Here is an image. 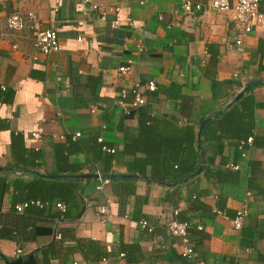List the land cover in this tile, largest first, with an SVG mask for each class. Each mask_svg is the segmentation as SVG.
Returning <instances> with one entry per match:
<instances>
[{
    "label": "crops",
    "instance_id": "0c3cea01",
    "mask_svg": "<svg viewBox=\"0 0 264 264\" xmlns=\"http://www.w3.org/2000/svg\"><path fill=\"white\" fill-rule=\"evenodd\" d=\"M188 1L202 4L205 10L187 14L184 5ZM93 2L101 10L71 0H0V86L7 92L6 101L0 103V167L13 162L12 134L23 135L28 149L43 153L40 172L44 174L58 171L56 147L69 138L84 143L97 139L118 153L111 169L115 178L102 190L95 176L97 163L82 152L69 156L70 166L82 168L85 187L79 194L81 209L74 211L77 217L64 226L73 231L63 242L61 236L42 234L22 247L0 239V264L25 258L56 240L59 244L51 264H264V192L248 186L254 179L264 189V146L252 143L245 156L235 161V150L226 142L217 162L223 159L227 168L238 166L234 171L242 176L235 184L213 185L203 176L191 181L201 171L175 186L116 178L130 175L129 158L120 155L126 143L122 129L136 131L139 126L136 116L124 118L118 94L138 83L156 82L157 92L148 93L153 110L179 118L180 126L214 119L215 112L227 110L250 84L256 86L253 95L257 102H264V72L259 73L263 31L258 29L246 37L240 53L238 32L228 14L211 10L212 0ZM13 10L38 13L43 28H55L62 50L44 56L31 32L10 30L7 18ZM139 44L144 46L143 52L137 51ZM212 54L218 56L214 70L209 67ZM128 60L134 61L132 71L119 76V67ZM213 73L219 82H236L221 88L217 99L213 97ZM174 83L181 88L178 103L161 93ZM132 99L129 96L127 102ZM255 116L256 135L262 143L264 109H257ZM200 130L197 127L198 134ZM76 134H80L77 139ZM17 177L30 180L14 173L9 182ZM203 190L210 193L200 195ZM197 196L212 210L225 197V210L232 215L246 207L249 216L243 229L233 228L226 211L227 216L189 211ZM11 202L9 193L4 198V212H9ZM102 206L109 207L110 215L99 214ZM177 210L191 224L204 226L202 231L190 230L193 258L182 256L181 240L168 232L169 223L177 220ZM143 220L152 231L140 226ZM50 223L42 221L40 226Z\"/></svg>",
    "mask_w": 264,
    "mask_h": 264
},
{
    "label": "trees",
    "instance_id": "16d2710c",
    "mask_svg": "<svg viewBox=\"0 0 264 264\" xmlns=\"http://www.w3.org/2000/svg\"><path fill=\"white\" fill-rule=\"evenodd\" d=\"M259 54V73L262 74L264 72V44L262 42L259 46ZM217 64L218 56L212 54L209 67L214 70ZM207 76H209L208 73ZM212 76L211 84L215 99L221 96V88L236 84L235 81L219 82L215 79L214 73ZM255 88L256 86L249 89L247 94L227 110L222 109L215 112L214 119L206 121L202 119L198 123L190 122L186 126L179 125V118L156 113L150 104L152 96L148 93L153 94L157 91L146 92L148 104L133 110L130 116L138 118V129L136 131L129 128L122 129L126 143L120 155L129 158L126 163L130 175L116 176V178L126 180L139 178L150 183L175 186L201 171L195 177L196 179L191 181H198L203 176L213 185L238 183L242 173L227 168L228 163L223 159L220 163L217 160L223 156L227 141L235 150V161L249 149L248 140L250 138L253 139V145L264 146V140L259 143V136L256 135L255 116L257 109H264V102H257L253 95ZM6 93L0 86V103L6 101ZM161 93L166 96L167 100H175L177 103L182 97L181 88L176 83L172 84L167 92ZM125 117L130 118L124 114ZM203 123L205 125L199 138L197 127ZM106 145L103 142L99 143L97 139L84 143L69 138L67 143L56 147L58 171L44 174L40 172V169L44 167L43 153L28 149L23 135L12 134L13 162L4 168L0 167V239L13 241L22 247L26 243L35 242L42 234H55L56 237L60 235L63 242L65 236L73 231L64 226L77 217L74 211L78 212L82 203L79 194L85 190L81 184L83 179L80 177L83 175L82 168L70 166L69 156L79 152L84 153L89 161L97 163L99 171L105 178L113 179L111 169L118 153L105 152L103 148ZM14 173L27 175L30 180L17 177L11 184L9 177ZM254 183V179L249 180L250 189L263 193L264 189ZM9 193L12 195L11 209L9 212H4V198ZM209 193L203 190L200 195L204 196ZM32 201H41L49 205L43 208L29 205L22 213L17 211L16 207L19 204ZM58 202L68 206L65 214L57 208ZM190 203L189 211L214 214L212 208L201 202L198 196ZM226 203L225 197L219 198L218 210L226 211ZM226 213L230 218H235L237 215V213L232 215L229 211ZM176 219L189 222L188 217L181 218L180 214ZM42 221H51V223L49 226H40ZM58 244L56 240L49 246L26 255L24 264H51L56 256V245Z\"/></svg>",
    "mask_w": 264,
    "mask_h": 264
},
{
    "label": "built area",
    "instance_id": "2783aa9c",
    "mask_svg": "<svg viewBox=\"0 0 264 264\" xmlns=\"http://www.w3.org/2000/svg\"><path fill=\"white\" fill-rule=\"evenodd\" d=\"M71 1L88 4L94 11L101 10L99 5L97 3H94L93 0ZM210 8L213 11H218L229 15L230 20L232 21L236 31L238 32L236 38L238 52H244V39L254 31L258 29L262 30L264 37V0H235V2H233V0H212ZM184 9L185 12L189 15H195L205 10L202 4H194L191 1L185 3ZM7 26L12 31L31 32L35 37V46L38 52H40L44 56L59 53L62 50V46L55 32V28L52 26L48 29L43 28L39 15L36 12L29 11L27 13H24L20 10H13L7 18ZM137 51L143 52L144 46L142 44H139L137 47ZM133 64V60H128L126 66H120L118 69L119 76L130 74ZM157 89V84L154 81L149 82L145 85L138 83L131 89H124L118 94L120 98L118 102L119 107L127 117H130L133 110L141 108L148 104V97L145 93L155 92L157 91ZM129 96L133 97L131 102H127ZM95 110L96 108H93L94 112ZM79 137L80 134H76L75 139ZM252 143L253 139L250 138L248 140V145L251 146ZM103 150L107 153H115L114 149L108 147H104ZM243 156H245V153L243 154ZM230 168H232L233 170L239 169L237 165H231ZM97 179L99 182V190H102L104 186L110 183V180L105 178L99 171H97ZM29 205H36L43 208L44 206H48L49 204H44L41 201H32L30 203L19 204L16 209L19 213H22ZM56 206L62 214H65L68 210V207L65 203L58 202ZM213 212L216 215L227 216L223 211H220L218 209L213 210ZM110 213V209L107 206H102L99 208V214L103 216H108L110 215ZM179 213L180 210H177L175 212V216L177 217ZM248 216L249 212L246 207L237 212L236 217L231 218L233 228L237 231L242 230ZM140 226L143 229H149L150 231H152V228L149 226V223L146 220L141 221ZM193 228L202 231L204 229V226L201 223L191 224L190 222H181L179 220L170 222L168 226L169 234L181 240L183 246L182 256L185 258H193L195 254V250L193 249L190 241V230ZM57 237L60 238V235H58ZM18 254H22V251L19 250ZM233 264L237 263L235 262Z\"/></svg>",
    "mask_w": 264,
    "mask_h": 264
},
{
    "label": "water",
    "instance_id": "95a60500",
    "mask_svg": "<svg viewBox=\"0 0 264 264\" xmlns=\"http://www.w3.org/2000/svg\"><path fill=\"white\" fill-rule=\"evenodd\" d=\"M253 85H255V84H250V85H248L246 88H244L241 92H240V94L235 98V100L230 104V105H232V104H234V103H236V102H238L247 92H248V90L250 89V88H252L253 87ZM204 125L205 124H202L201 125V129L204 127ZM200 134H201V130L199 131V137H200ZM200 173V172H199ZM96 177H97V175H95ZM196 175H194V176H192V177H195ZM82 177H84V178H90V177H92V176H82ZM6 264H24V258L23 257H19V258H17L16 260H13V261H7L6 262Z\"/></svg>",
    "mask_w": 264,
    "mask_h": 264
}]
</instances>
